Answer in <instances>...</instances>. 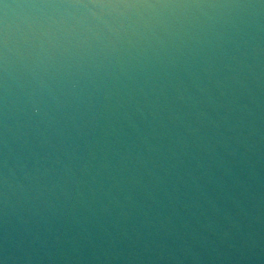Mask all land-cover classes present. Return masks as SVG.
I'll list each match as a JSON object with an SVG mask.
<instances>
[{
	"label": "water",
	"instance_id": "water-1",
	"mask_svg": "<svg viewBox=\"0 0 264 264\" xmlns=\"http://www.w3.org/2000/svg\"><path fill=\"white\" fill-rule=\"evenodd\" d=\"M4 2L0 251L264 264V0Z\"/></svg>",
	"mask_w": 264,
	"mask_h": 264
},
{
	"label": "clouds",
	"instance_id": "clouds-1",
	"mask_svg": "<svg viewBox=\"0 0 264 264\" xmlns=\"http://www.w3.org/2000/svg\"><path fill=\"white\" fill-rule=\"evenodd\" d=\"M91 3L97 4L95 0H91ZM72 86L75 87V83ZM50 94V91L46 90L45 87H37L31 90L28 94L31 111L37 115L46 114L45 109L49 102ZM0 264H36V261L31 255L17 256L9 254L7 251H0Z\"/></svg>",
	"mask_w": 264,
	"mask_h": 264
},
{
	"label": "snow or ice",
	"instance_id": "snow-or-ice-1",
	"mask_svg": "<svg viewBox=\"0 0 264 264\" xmlns=\"http://www.w3.org/2000/svg\"><path fill=\"white\" fill-rule=\"evenodd\" d=\"M74 3H81L83 0H73ZM96 3L99 4H111L113 6H131L134 0H95ZM0 6L6 9L8 4L4 2V0H0Z\"/></svg>",
	"mask_w": 264,
	"mask_h": 264
}]
</instances>
